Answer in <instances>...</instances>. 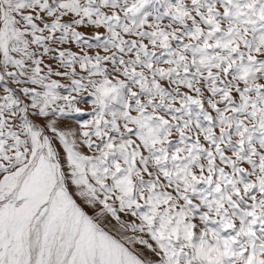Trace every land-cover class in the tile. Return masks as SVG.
Returning <instances> with one entry per match:
<instances>
[{
	"label": "rangeland",
	"instance_id": "374dc122",
	"mask_svg": "<svg viewBox=\"0 0 264 264\" xmlns=\"http://www.w3.org/2000/svg\"><path fill=\"white\" fill-rule=\"evenodd\" d=\"M0 264H264V0H0Z\"/></svg>",
	"mask_w": 264,
	"mask_h": 264
},
{
	"label": "bare ground",
	"instance_id": "6f19581e",
	"mask_svg": "<svg viewBox=\"0 0 264 264\" xmlns=\"http://www.w3.org/2000/svg\"><path fill=\"white\" fill-rule=\"evenodd\" d=\"M104 224V223H103ZM60 244V243H59ZM36 242H35V239L34 240H32V251H33V255H35V253H36V250H37V248H36ZM61 248V247H60ZM61 250V249H60Z\"/></svg>",
	"mask_w": 264,
	"mask_h": 264
}]
</instances>
